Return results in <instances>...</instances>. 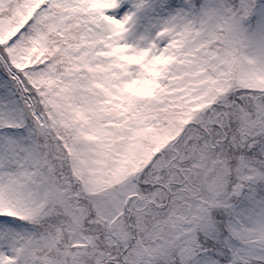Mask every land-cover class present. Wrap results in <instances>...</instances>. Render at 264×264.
Masks as SVG:
<instances>
[{
    "label": "snow or ice",
    "instance_id": "6c2138e0",
    "mask_svg": "<svg viewBox=\"0 0 264 264\" xmlns=\"http://www.w3.org/2000/svg\"><path fill=\"white\" fill-rule=\"evenodd\" d=\"M0 264H264V0H0Z\"/></svg>",
    "mask_w": 264,
    "mask_h": 264
}]
</instances>
